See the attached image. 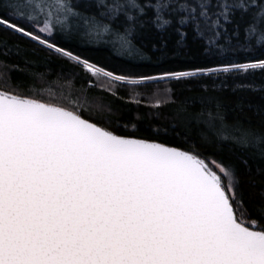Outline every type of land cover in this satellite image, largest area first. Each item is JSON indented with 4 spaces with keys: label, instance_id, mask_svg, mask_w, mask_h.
Listing matches in <instances>:
<instances>
[{
    "label": "snow or ice",
    "instance_id": "snow-or-ice-1",
    "mask_svg": "<svg viewBox=\"0 0 264 264\" xmlns=\"http://www.w3.org/2000/svg\"><path fill=\"white\" fill-rule=\"evenodd\" d=\"M153 30L177 52L191 36L208 63L137 79L85 55L143 57ZM0 33V264H264V191L259 207L242 193L245 175L264 184V120L229 123L212 94L264 91L244 83L264 75V0H0ZM127 85L150 103L129 101L119 134Z\"/></svg>",
    "mask_w": 264,
    "mask_h": 264
},
{
    "label": "trees",
    "instance_id": "trees-1",
    "mask_svg": "<svg viewBox=\"0 0 264 264\" xmlns=\"http://www.w3.org/2000/svg\"><path fill=\"white\" fill-rule=\"evenodd\" d=\"M0 35L6 36L7 34L0 33ZM178 36L173 33L167 37H161L157 31H144L135 40L138 47L143 49L144 55L140 58H129L127 56H122L111 52L108 48H97L90 50L85 53L86 56L92 58L93 61L98 62L99 66L105 67L106 70L114 71L115 74H125L130 75L131 78H139L142 74L147 75H160L162 72L167 70H186L192 66H203L208 63L206 55L203 54L200 46L193 43L191 36L187 38V45L180 47L179 52H177L178 45L176 43ZM166 40V46L164 41ZM37 72L47 71L44 68L35 69ZM58 71V69H56ZM55 79V76H52ZM207 79V78H205ZM219 80V78H217ZM239 79V78H238ZM231 81H229V87L220 91L217 88L213 91V95H220L224 97V102L226 108L224 109L225 115L229 123L243 122L244 127H248V121H251L252 126H257L260 124L261 120H264V111L257 114L258 108L264 107V91H232ZM245 84H254L257 88H260L264 84V75L248 76L244 80ZM164 87L174 88L176 97L183 99L184 96L197 95L199 94V83H195L190 86H185L183 84H176V82H159V88ZM153 90L157 88V84L152 85ZM126 89H136V92H143L142 85H127L126 88L119 89V96L123 99H116L113 106L111 115L113 119L118 121L119 134H125L127 132H132V126L128 125L125 130L124 125L128 122V112L127 109H132V115L134 116L136 105L129 103V101L140 98L142 100V105L140 108L141 112L146 113L148 111L147 105L150 100L146 98V93L144 96L137 97L135 93L132 96L127 94ZM45 98H47V93H45ZM111 98V97H110ZM118 109L124 111V115ZM165 113L170 111L169 109H164ZM152 117L148 116L147 119L139 124V130L135 132L137 136L149 137L152 132L149 130V123L152 121ZM167 121H161L160 123H166ZM158 125L152 124V129L154 130ZM193 138H195L196 130L193 129ZM161 141L165 139L173 145H179L180 141L172 140L171 134L167 138L164 137L163 132H161ZM220 156L225 160L234 161L235 158L231 155L230 149L227 146H222L217 149ZM244 172V169L241 168ZM244 183L242 187V193L245 200H251V206L259 207L260 205V195L264 191V184L259 180L256 181V187L250 188L248 185V177L245 175L243 177Z\"/></svg>",
    "mask_w": 264,
    "mask_h": 264
}]
</instances>
